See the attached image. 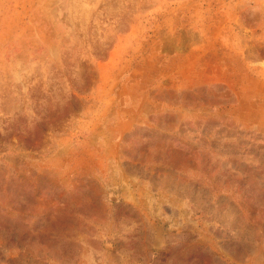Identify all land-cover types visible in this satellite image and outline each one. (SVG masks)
<instances>
[{"label":"rangeland","instance_id":"1","mask_svg":"<svg viewBox=\"0 0 264 264\" xmlns=\"http://www.w3.org/2000/svg\"><path fill=\"white\" fill-rule=\"evenodd\" d=\"M0 264H264V0H0Z\"/></svg>","mask_w":264,"mask_h":264}]
</instances>
